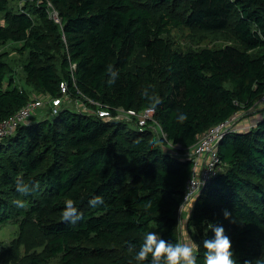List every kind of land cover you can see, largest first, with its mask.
Here are the masks:
<instances>
[{"label":"trees","instance_id":"trees-1","mask_svg":"<svg viewBox=\"0 0 264 264\" xmlns=\"http://www.w3.org/2000/svg\"><path fill=\"white\" fill-rule=\"evenodd\" d=\"M180 26L228 30L238 44L178 51L167 35ZM11 41L21 43L23 81L36 93L88 97L110 109L152 107L149 124L164 136L64 102L56 114L50 107L48 115L18 125L0 140V224L18 223L0 264H139L135 253L149 231L180 243L192 147L264 95V0H36L17 9L0 0V121L29 99L4 59L1 46ZM260 106L252 127L222 136L223 169L194 200L188 225L196 228L198 264H205L203 241L213 235L208 222L223 225L235 264H264ZM20 182L31 191L17 192ZM68 199L81 214L75 224L63 219Z\"/></svg>","mask_w":264,"mask_h":264},{"label":"built area","instance_id":"built-area-1","mask_svg":"<svg viewBox=\"0 0 264 264\" xmlns=\"http://www.w3.org/2000/svg\"><path fill=\"white\" fill-rule=\"evenodd\" d=\"M60 90L61 93L66 94L67 89L64 82L60 83ZM47 99L52 108L51 113L56 114L58 106L63 102L62 97H49ZM70 99L76 105H78V102H82L84 106L85 104L89 105L87 111H84V109H81L80 107H76L74 110L78 112L91 114L108 122H123L125 124L132 122L139 130H143L144 127L149 126L155 132H160V136H164L157 125L155 126L154 123L149 124V121H153L152 116L154 110L152 107H145L141 110H136L134 108L123 109L121 107L110 109L88 97H85L87 102L73 97ZM43 102L44 100L42 98H30L17 111L9 117L2 119L0 121V140L10 135L18 125L27 122L34 114V111L42 106ZM258 102L264 105V95L258 100ZM238 117H240L239 113H234L228 120L219 122L210 127L200 136L199 140L192 147L190 152V160L192 162L191 172L184 186L181 207L183 204L193 202L201 194L205 185L222 171L224 163L221 161L218 153V143L226 132L236 128L234 125L238 122ZM168 145L177 148L179 147V145H173L170 142H168ZM174 154H176V152H174Z\"/></svg>","mask_w":264,"mask_h":264},{"label":"clouds","instance_id":"clouds-1","mask_svg":"<svg viewBox=\"0 0 264 264\" xmlns=\"http://www.w3.org/2000/svg\"><path fill=\"white\" fill-rule=\"evenodd\" d=\"M158 108L159 105H156ZM187 117L179 115L178 120L183 122ZM31 187L26 183L17 184V192L27 194ZM99 198H94L90 203H99ZM16 207H24V201L16 199L13 201ZM146 209L151 207V202L144 206ZM223 216L228 218L231 214L227 209H223ZM63 219L70 224H75L81 219V214L73 200L68 199L64 202ZM211 229L213 235L203 241L205 248V264H235L231 240L225 234L223 225H214L208 222L207 229ZM198 247L190 243H173L161 237L159 232L149 231L143 239L139 250L135 253V259L139 264L148 260L149 264H198ZM150 257V259H149Z\"/></svg>","mask_w":264,"mask_h":264},{"label":"rangeland","instance_id":"rangeland-1","mask_svg":"<svg viewBox=\"0 0 264 264\" xmlns=\"http://www.w3.org/2000/svg\"><path fill=\"white\" fill-rule=\"evenodd\" d=\"M27 1L34 2L36 0H8V6L9 8L17 9V8L22 7L23 4ZM47 6L49 10V15L52 18H54L56 22H58V15H57L55 7L50 2H48ZM167 37L170 39V41L173 42V48H175L178 51H182V52L189 51V50H198L203 47L219 48L225 44H234V45L238 44L235 38L233 37V35L231 34V32H228V30L203 31L196 27L180 26V27L173 28L170 31V33L167 35ZM19 48H21V43L19 42L11 43L7 47V50H8L7 52L11 53L10 57L12 58L10 60L9 58H7V61L8 63L11 64V66L14 69L13 74H14L16 83H19L20 88L24 89L25 91L27 90L26 92L29 95L28 96L29 99L30 98H36V99L42 98L44 100V102L42 103V106L39 108V110L36 109L33 115H35L36 117L40 116V114L44 116V113L45 115L46 114L48 115L50 104L48 102L47 96L44 94L36 93L34 89H32L29 85L25 83V81H23L24 77H23L21 70H22L23 63L26 61L27 58L25 59L23 58V55H25V53L24 51H20ZM62 101L65 102L66 106L72 109H76V107H80L81 109H84V111H87V109L89 108L88 104H85L84 106L82 102H78V105H76L74 102H72L69 96L62 97ZM258 104H261V103H258ZM258 108H259V105H256L250 111L248 110L244 113L241 112L239 113V115L242 116V114H244L242 118L247 117L251 114L256 113ZM238 118L240 119V117ZM238 123H239V120H238ZM127 127L131 129L136 128L135 125L132 123L127 124ZM156 136L159 137L160 132H158ZM180 209L181 210L184 209V204L182 205ZM180 209H179V217H181ZM181 221H183V219H181ZM181 221H180V224H181ZM180 224H179V232H180ZM17 230H18L17 221L10 220L3 224H0V252H1V249L3 247L8 246L9 242L16 236ZM1 264H5V263H1Z\"/></svg>","mask_w":264,"mask_h":264},{"label":"crops","instance_id":"crops-1","mask_svg":"<svg viewBox=\"0 0 264 264\" xmlns=\"http://www.w3.org/2000/svg\"><path fill=\"white\" fill-rule=\"evenodd\" d=\"M11 43H15V42H7L5 44H3L1 46V49H2V52H7V47L8 45H10ZM8 53V52H7ZM9 55H6L4 56V59L7 61V58L12 59L10 57V52L8 53ZM23 58H27L26 54L23 55ZM8 62V61H7ZM259 103V102H258ZM261 105V104H260ZM259 105V107L261 108V106ZM39 110V109H38ZM261 111V110H260ZM259 111V108L258 110L256 111V113L254 114H251L247 117H244L242 118L240 116V119H239V123H237V129H240V130H247L249 129L250 127H252L257 121L258 119L260 118L261 116V113L262 111L260 112ZM45 115V113H44ZM42 117V115L40 114V116H37V118H40ZM193 204H194V201L193 203L190 202V203H186L184 204V209L181 210V217H179L180 221L181 219H183V221H181V224H180V243L183 242V243H190V244H194L196 245V240H195V236H196V228L194 226H189L188 225V221L190 219V216H191V212H192V208H193Z\"/></svg>","mask_w":264,"mask_h":264},{"label":"bare ground","instance_id":"bare-ground-1","mask_svg":"<svg viewBox=\"0 0 264 264\" xmlns=\"http://www.w3.org/2000/svg\"><path fill=\"white\" fill-rule=\"evenodd\" d=\"M132 123V122H131ZM132 124H134V123H132ZM135 125V124H134ZM136 126V125H135ZM137 127V126H136ZM138 128V127H137ZM172 149L173 150H176L177 149V147H172ZM184 190V189H183Z\"/></svg>","mask_w":264,"mask_h":264}]
</instances>
